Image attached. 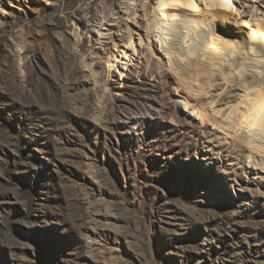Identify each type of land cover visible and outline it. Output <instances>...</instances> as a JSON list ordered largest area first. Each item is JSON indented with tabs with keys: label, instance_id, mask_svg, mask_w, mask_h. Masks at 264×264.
Returning a JSON list of instances; mask_svg holds the SVG:
<instances>
[{
	"label": "rangeland",
	"instance_id": "1",
	"mask_svg": "<svg viewBox=\"0 0 264 264\" xmlns=\"http://www.w3.org/2000/svg\"><path fill=\"white\" fill-rule=\"evenodd\" d=\"M134 3L0 0V264H264L241 145L182 119L164 52L123 58L156 13Z\"/></svg>",
	"mask_w": 264,
	"mask_h": 264
},
{
	"label": "bare ground",
	"instance_id": "2",
	"mask_svg": "<svg viewBox=\"0 0 264 264\" xmlns=\"http://www.w3.org/2000/svg\"><path fill=\"white\" fill-rule=\"evenodd\" d=\"M133 1L127 17L137 11ZM154 1L150 31L137 43L130 36L123 58L128 52L139 55L150 43L164 52L176 90L184 92L175 97L182 119L232 148L241 145L244 169L264 189V15L256 6L240 13L232 0H184L183 8L175 0ZM165 13L173 24L161 21ZM175 43L185 51L182 58L170 50Z\"/></svg>",
	"mask_w": 264,
	"mask_h": 264
},
{
	"label": "clouds",
	"instance_id": "3",
	"mask_svg": "<svg viewBox=\"0 0 264 264\" xmlns=\"http://www.w3.org/2000/svg\"><path fill=\"white\" fill-rule=\"evenodd\" d=\"M261 108L264 109V100L261 101Z\"/></svg>",
	"mask_w": 264,
	"mask_h": 264
}]
</instances>
